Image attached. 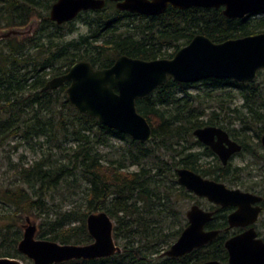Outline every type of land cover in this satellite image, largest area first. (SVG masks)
I'll return each instance as SVG.
<instances>
[{
  "label": "trees",
  "instance_id": "1",
  "mask_svg": "<svg viewBox=\"0 0 264 264\" xmlns=\"http://www.w3.org/2000/svg\"><path fill=\"white\" fill-rule=\"evenodd\" d=\"M55 1L0 0V32L28 28L33 19L39 20L30 32L0 39V155L11 140H16V148L22 140L37 136H44L49 144L31 163L9 161L7 180H0V218H4L0 256L29 259L18 248L26 214L39 218V238L83 244L93 240L88 214L106 210L116 220L114 237L121 243L120 251L51 264H178L177 260L186 264L187 256L175 258L161 252V243L172 233L164 231L161 206L165 204L158 200L169 198L167 207L171 205L173 191L168 186L171 179L176 180L182 134L214 123V105L227 110L222 102L205 100L229 95V91L215 94L214 88L238 82L216 77L182 82L169 76L164 84L136 99L137 109L153 129L146 141L80 111L66 91L69 81L56 88L43 87L51 76L66 72L78 60L108 67L121 54L170 57L196 34L221 41L258 33L264 31V15L228 17L220 7L202 6H169L161 14L146 15L120 9L116 1L108 0L101 8L83 10L76 18L58 23L49 16ZM79 19L89 31L68 38ZM200 83L208 84V90L189 92ZM113 137H128L132 142L116 146L118 156H106L108 152L101 147L114 146ZM130 164L140 168H126ZM82 182L87 183L84 195L77 196ZM63 188L69 195L58 200ZM67 201L70 207H65ZM175 231L174 237L179 229ZM206 247L197 250V262L223 259V246L218 250Z\"/></svg>",
  "mask_w": 264,
  "mask_h": 264
},
{
  "label": "water",
  "instance_id": "2",
  "mask_svg": "<svg viewBox=\"0 0 264 264\" xmlns=\"http://www.w3.org/2000/svg\"><path fill=\"white\" fill-rule=\"evenodd\" d=\"M108 0H56L49 16L58 23L75 18L81 11L101 8ZM118 8L142 14L157 15L169 5L179 8L191 6L220 7L228 17H243L252 11L264 10V0H113ZM39 22L33 19L28 28L10 27L0 32V39L30 32ZM264 68V31L215 42L204 34H196L170 57L145 59L119 55L112 65L96 67L88 60H78L69 69L49 79L44 89L56 88L69 81L66 91L77 108L97 117L103 124L127 133L139 140H149L152 128L147 118L137 109L136 99L152 92L164 84L169 76L182 82L199 81L209 77L232 78L251 81L258 70ZM213 126L195 130L200 138L212 134ZM180 181L201 193L210 192V181L188 168L178 170ZM218 185V184H216ZM200 187V188H199ZM233 192V191H232ZM234 192H237L234 190ZM192 208L189 211L190 224L180 237L166 250L170 256L182 255L194 247L210 240L216 232L205 231L201 210V221L195 219ZM203 214V215H202ZM87 227L93 237L89 243H61L36 236L37 225L30 222L25 226L18 242L19 250L34 264H51L74 258H96L109 256L121 250L113 230L114 222L105 210L90 212ZM249 235L236 237L243 239ZM251 253H246L243 262H249ZM255 260H261L255 257ZM0 264H28L22 258L10 255L0 256ZM201 264H223L216 259Z\"/></svg>",
  "mask_w": 264,
  "mask_h": 264
},
{
  "label": "flooded vegetation",
  "instance_id": "3",
  "mask_svg": "<svg viewBox=\"0 0 264 264\" xmlns=\"http://www.w3.org/2000/svg\"><path fill=\"white\" fill-rule=\"evenodd\" d=\"M224 7V5L220 6L222 12ZM261 11H252L246 15L252 16ZM57 75H53L49 79ZM235 81L238 83L234 84L239 87L237 92L231 91L229 95L222 98L212 99L213 102H222L227 110L221 111L219 105H214L216 108L212 114L214 123L195 127L192 132L195 136L193 140L189 138V133L182 134L180 139L177 176L176 180L169 181L171 184L168 187L171 191L175 189L179 191V204L184 200L191 203L186 211L179 208L177 212L181 222L183 221L182 215L186 214V222L181 225L178 220L176 221V229H179V233L170 246L190 224L189 211L193 207L198 208V211H194V215L199 223L201 210L206 214V217L202 218L205 231L216 232L210 240L202 245L194 247L182 255L172 256L175 258L187 256L186 264H196L197 250L201 247L207 248L206 246L213 250H218L223 246L225 253L223 259L210 258L198 261L197 264L211 259L219 260L223 264H264V84L256 83V78L251 81ZM206 126H213L217 129L212 134L205 136L209 143L195 134L196 129ZM237 158H240L241 162H237ZM180 168L191 169L203 179L218 185L210 184L209 193H201L192 189L180 181L178 173ZM162 187L165 186L162 184ZM159 201L166 205V199ZM161 208L163 212L166 210L164 205ZM176 232L170 230L167 233L172 234L168 237H174ZM244 234L249 237L236 239ZM246 253H251L253 256L249 258V262H243ZM255 257H260L261 260H255ZM177 262L185 264L184 260H177Z\"/></svg>",
  "mask_w": 264,
  "mask_h": 264
},
{
  "label": "rangeland",
  "instance_id": "4",
  "mask_svg": "<svg viewBox=\"0 0 264 264\" xmlns=\"http://www.w3.org/2000/svg\"><path fill=\"white\" fill-rule=\"evenodd\" d=\"M264 15V12H258L255 13L253 16L251 17H257V16H262ZM77 28L72 32L69 33L67 35L68 38H72L74 36H78L81 33H86L89 31V27L88 25L83 22V20H77ZM34 28V27H33ZM37 28V27H36ZM38 29V28H37ZM51 75H49L48 77H50ZM256 83L258 84H264V68L261 70L260 73H258L257 77H256ZM205 90H208V84L206 83H200L197 86H193L189 88V92L191 93H195V92H200L203 93ZM239 90V87L237 85H235L234 83H226L224 84L222 87H216L214 88V93L215 94H225L226 91L229 92H237ZM205 102H213L212 100H205ZM209 110H207L206 116L209 114ZM190 139H195V136L193 134L189 135ZM45 142V137L44 136H37L35 138H32L30 140H22V142L20 143V145L16 148L14 147V144L16 143V140H11L10 144L6 143V147L4 151H1V155H0V180H7L6 176L7 173H5V169L7 167V165L9 164V161H14L17 162L19 160H24L25 163H31L33 162V160L37 159L40 157L41 153L47 149H49V144L48 143H44V144H40V142ZM111 141L114 143V146H102L101 150L103 152H108L106 156H111V155H115L118 156L119 154L116 152V146L119 145H125L128 144L130 142H132L131 138H112ZM71 143V142H70ZM70 143H68V145H70ZM66 145V144H65ZM110 152V154H109ZM241 162L240 158H237V162ZM126 168L130 169V170H138L140 168L139 164H130L128 165ZM13 175V172H12ZM86 182H82V185L80 186L81 188H79V194L77 196H82L83 191L86 188ZM176 189L173 191V193L171 194V205H169L167 207V204L169 203V198L166 199V206L164 205V207L166 208V210H164L163 212V216L162 219L164 220V231L165 232H169L170 230H176L177 228V223L176 221L178 220L182 225V223L186 222V214L182 215L183 221H180V217L178 214H176V211L179 210V208H183V210L186 211V209L188 208V206L190 205L191 202H189L188 200H184L182 201L181 204H179V195ZM65 195H69V192L67 191L66 188H63V190H61L58 194H57V198L58 200H60L61 198H63ZM80 201H82V199L80 198ZM82 204L83 201H82ZM72 205V203L70 201H67V203H65V207H70ZM85 207V206H84ZM4 218H0V223L4 224V221H2ZM113 222H114V226H115V219L112 217ZM30 222H33L37 225V229H38V224H39V218L32 215V214H26L25 216V221L23 222V226H22V233L24 232L25 226L28 225ZM36 236H37V232H36ZM38 237V236H37ZM175 239V237H167L162 243H161V248L163 249L161 252L162 254H164V250L168 249L170 247V243ZM117 244L121 245L120 241H117ZM30 259V258H29ZM23 259L26 263L28 264H34L32 259ZM32 260V261H31Z\"/></svg>",
  "mask_w": 264,
  "mask_h": 264
}]
</instances>
